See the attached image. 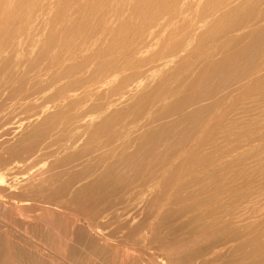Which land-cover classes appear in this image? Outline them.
Listing matches in <instances>:
<instances>
[{"label":"rangeland","instance_id":"rangeland-1","mask_svg":"<svg viewBox=\"0 0 264 264\" xmlns=\"http://www.w3.org/2000/svg\"><path fill=\"white\" fill-rule=\"evenodd\" d=\"M0 264H264V0H0Z\"/></svg>","mask_w":264,"mask_h":264}]
</instances>
